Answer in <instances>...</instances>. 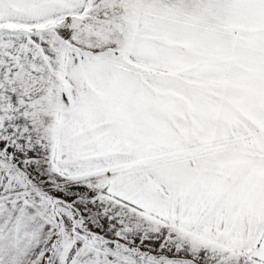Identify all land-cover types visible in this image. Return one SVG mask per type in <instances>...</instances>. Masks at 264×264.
<instances>
[{"label":"snow or ice","instance_id":"obj_1","mask_svg":"<svg viewBox=\"0 0 264 264\" xmlns=\"http://www.w3.org/2000/svg\"><path fill=\"white\" fill-rule=\"evenodd\" d=\"M0 264H264V0H0Z\"/></svg>","mask_w":264,"mask_h":264}]
</instances>
